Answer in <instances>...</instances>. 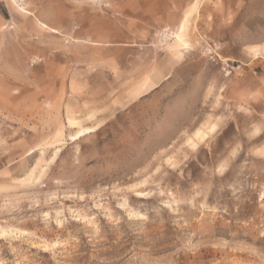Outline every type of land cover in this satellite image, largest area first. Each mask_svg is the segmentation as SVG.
<instances>
[{"label": "rangeland", "instance_id": "rangeland-1", "mask_svg": "<svg viewBox=\"0 0 264 264\" xmlns=\"http://www.w3.org/2000/svg\"><path fill=\"white\" fill-rule=\"evenodd\" d=\"M72 1L0 0V264H264V0Z\"/></svg>", "mask_w": 264, "mask_h": 264}, {"label": "crops", "instance_id": "crops-1", "mask_svg": "<svg viewBox=\"0 0 264 264\" xmlns=\"http://www.w3.org/2000/svg\"><path fill=\"white\" fill-rule=\"evenodd\" d=\"M83 2H84L83 0H73L70 3V5H71V7L72 6L73 7H77L80 4H82ZM130 5H131V11L130 12H132V13H153L154 12L153 0H132ZM71 12H74V10L71 9ZM28 13L31 14L29 11H28ZM39 22H40V25L43 28H46V29L50 28V29H52L51 31L53 33H57V34L59 33V31H57L54 28L50 27L47 23H45V22H43L41 20H39ZM239 68H241V66ZM234 74L236 75V74H240V73H239V71L236 70ZM149 87H150L149 85H144L141 89H139L137 91L136 96H139L144 90H147Z\"/></svg>", "mask_w": 264, "mask_h": 264}, {"label": "bare ground", "instance_id": "bare-ground-1", "mask_svg": "<svg viewBox=\"0 0 264 264\" xmlns=\"http://www.w3.org/2000/svg\"><path fill=\"white\" fill-rule=\"evenodd\" d=\"M21 9H23V12L28 13V11L24 7H22ZM174 37L176 38L175 41L177 43H179L181 45H186V42L184 41V30H181L179 33H175ZM76 135L78 136V134H76Z\"/></svg>", "mask_w": 264, "mask_h": 264}, {"label": "built area", "instance_id": "built-area-1", "mask_svg": "<svg viewBox=\"0 0 264 264\" xmlns=\"http://www.w3.org/2000/svg\"><path fill=\"white\" fill-rule=\"evenodd\" d=\"M171 33L172 32L169 31V30L168 31H164L163 36L164 37H168L169 35H171ZM234 69H235L234 67H231V69L226 72V76L231 75V73L233 72Z\"/></svg>", "mask_w": 264, "mask_h": 264}]
</instances>
